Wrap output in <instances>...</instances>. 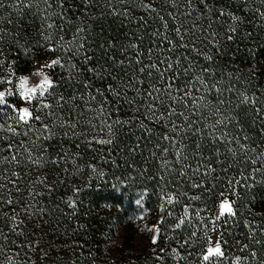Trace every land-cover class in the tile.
<instances>
[{
    "label": "trees",
    "instance_id": "1",
    "mask_svg": "<svg viewBox=\"0 0 264 264\" xmlns=\"http://www.w3.org/2000/svg\"><path fill=\"white\" fill-rule=\"evenodd\" d=\"M161 1L163 2L162 14L173 10L164 0ZM3 4L4 6L0 7V28L5 32L13 33L18 43L6 38L5 41L0 42V46L5 48L8 61H15L16 76L29 72L35 61L42 57H60L62 62H66L72 53L65 54L59 48L56 51H49V47L55 45V39H58L60 35H64L65 40L71 39L76 28L81 26L85 27L83 33L85 48L89 50L88 54L92 60L85 65L82 56L73 57V62L85 69L80 75H76L75 70L72 71V75L76 76L75 80L68 78L67 68L56 66L52 69L56 94H63L65 97L73 94L77 96V100L70 101L65 106L62 114L66 120L75 119L77 121L75 131L80 135L73 136L71 129H67L69 135L65 136V129L56 127L57 134L52 139L39 142L43 148L47 149L43 155L48 163L41 168L31 165L12 166L17 172L24 173L22 181L19 182L21 191L14 193V198H18V203L11 207L5 205L0 209V229L6 233L9 232L10 221L3 216V213L11 214L12 208L17 209L19 205L25 204L29 199L30 183L36 181L37 177H47L48 183L54 185V189L49 193L43 185L36 184V190L42 193L37 200L40 202V208L45 210L43 215L38 214L37 218L50 226L49 234L46 233L44 241L50 248L53 247L54 251L56 248L63 250L66 243L75 240L87 247L88 254L92 253L91 247L101 252L106 245L104 244L105 235L111 231L123 230L126 233L119 243L121 246L118 247L116 261L108 264H203L202 254L210 239L211 216L221 192H224L229 194L231 200L236 201L233 207L237 211V216L232 219L228 232L224 236V239L228 240L225 246L227 259L218 261L217 264H236L237 257L241 258L240 264H253L250 257L247 260L244 259L247 253L240 251V248L242 244L248 243L249 230L245 226L248 222L264 225V183H258L252 188L238 187L239 195H232L228 187V179H241L240 169L245 168V165L233 164L225 173L223 166L213 163V166L217 168L214 176L218 179L208 178L206 180V185L211 191L193 188L192 181L178 174L182 164L177 163L175 150L167 141L160 138L167 132L163 122L152 124L145 120V123L153 128V132L144 136L142 130L135 126L137 118L143 119V109L136 112L133 106L124 104L122 101L116 104L114 98L106 91V86L114 81L110 78L99 79L86 71L88 67L102 65L116 75H123L122 69L119 65H114L109 56H114L116 60L127 56L131 57L134 62L136 50L129 47L133 43L140 46V51L144 53V62L148 61L146 59L147 50L159 44V40L154 38L152 33L162 27L155 14L150 15L145 12L139 6L138 0L136 3L127 5L113 0L111 8L121 12L127 8L130 11L131 15L127 18L122 15H113L108 0H93L88 6H84L82 0H64L61 6H58L60 0H48V4H45L44 0H23V3H20V0H3ZM49 4L51 7L47 9ZM193 7L195 10L189 19L200 17L197 24L206 26L211 16L214 21L212 30L218 32L223 41L222 52L217 53L214 48L211 50V54L215 56L214 67L217 74H224L223 86L233 87L237 91L242 89L248 91L251 87L255 90V94L260 95L261 100H264V15H261L264 13V2L262 0H207L206 4H200L199 0H193ZM220 10L240 17L237 32L232 41H227L224 37L228 25L233 22L227 15L217 19L216 13ZM50 13L62 14L63 18L61 19L60 15H51L49 19H45ZM141 16L147 20V24L143 27L132 19L135 17L138 21ZM53 22L56 25L63 24L64 28L62 32L56 29L47 30L55 37L49 44L44 41L42 33L46 35L47 32H44V29L48 23ZM171 34L175 38V34ZM109 42L113 47H108ZM191 55L196 56V53ZM199 60L201 64L208 63L203 57H199ZM7 67L5 63L0 68V76L7 75L5 71ZM132 67L137 68L138 65L133 63ZM228 73L232 74L231 78L228 77ZM85 82L91 85L90 90L83 87ZM2 86L4 84H0V88ZM96 89H100L104 95L97 93ZM234 90L225 93V96L232 101L231 105H226L227 112L236 116V119L241 122L247 135L252 138L249 143L259 152L264 149V143H262L264 137L259 135V127L264 125L258 126L252 123L255 116V112L251 111L252 106L242 104L241 97L238 98ZM249 94V96L253 95ZM90 95H96V100L86 103ZM128 95L132 96L134 93L129 92ZM81 96L83 99L79 98ZM105 96L108 97L107 102H105ZM8 102L18 108L21 100L14 95L8 99ZM47 102L53 103V100L47 98ZM101 104H104L112 113L110 118L107 113L104 116H97L96 112L89 111V108L98 109ZM258 106L264 108V105ZM38 107L39 101L33 100L31 108ZM116 108H119L118 112L114 110ZM201 111L207 114L208 108L202 107ZM7 112L15 115L11 109H7ZM117 118L121 121L130 120L132 123L123 126L115 125L112 129L115 133L113 136L109 133L106 124ZM5 122L13 123L11 120L5 121L0 118V123ZM44 122L51 125L52 119L49 118ZM207 122L212 123L213 121L209 119ZM227 130L233 134L240 131L235 126V122L229 125ZM0 135L10 136V133L0 132ZM109 138L113 140L111 145L95 142ZM13 139L17 143L21 139L28 141V137L22 135ZM9 142L8 140L0 141V147L6 148ZM137 143L140 144V148L135 152L131 151ZM187 143L191 144V141ZM157 144L160 145L159 148L155 147ZM164 148H168L169 151L164 153ZM185 151L190 152V149H185ZM65 152L74 156V163L71 161L60 165L51 163L53 159H58ZM8 155L7 151L0 152V160ZM208 157H212L215 161L214 151L206 152L205 158ZM165 160L168 161L167 165L164 164ZM187 162L195 166L191 155ZM0 167L10 166L5 163ZM93 168L96 171H93ZM160 176H164L165 179L160 180ZM257 178L260 179L259 176ZM77 188H79L78 193L75 191ZM169 192L177 194L176 201L171 205L161 198L162 193ZM182 193H187V195ZM138 196L139 198L143 196L141 208L143 216L139 214L135 203ZM193 196H199L200 199L193 200L191 199ZM69 198L76 201L75 210L68 206ZM185 208L189 209L190 222L186 221L181 229L173 231L175 223L184 215ZM197 211L200 213L199 216L195 215ZM168 212L172 215H167ZM145 217L158 222L161 234L157 243L153 244V250L152 248L148 250L146 257L131 253L124 254L122 250H126L125 252L130 250V241L136 240L133 233L136 231L134 225L136 222H142ZM201 217L204 218L203 223H201ZM161 218H163V223H160ZM74 222L76 227L72 224ZM194 230L197 231L195 242L181 247L183 241L188 239ZM25 231L29 234V230ZM11 240L21 241L15 235H11L4 251L13 246ZM237 241L240 243L238 244ZM161 248L163 252H160ZM173 249L177 251L173 252ZM258 254L264 256V253H260L259 250ZM4 255L0 253V260ZM157 255H162L163 260H157ZM35 264L45 263L39 259Z\"/></svg>",
    "mask_w": 264,
    "mask_h": 264
},
{
    "label": "snow or ice",
    "instance_id": "2",
    "mask_svg": "<svg viewBox=\"0 0 264 264\" xmlns=\"http://www.w3.org/2000/svg\"><path fill=\"white\" fill-rule=\"evenodd\" d=\"M92 2L93 0H82L84 6L91 5ZM108 2L111 8L113 0H108ZM118 2L127 5L136 3L137 0H118ZM138 2L145 12L150 15L155 14V17L159 19L162 25L160 29H156L152 33V36L159 40V44L147 50L148 62H144V53L140 51V46L133 43L129 47L136 50L134 62L131 57L127 56L121 60H116L114 56H109L113 64L119 65L122 69L123 75H116L102 65L88 67L86 71L99 79L110 78L114 81V83L106 86V91L114 98L116 104H120L122 101L124 104L133 106L136 112H140L143 109V119L137 118L135 126L142 130L144 136H148L153 132V128L146 124L145 120L152 124L163 122L167 132L160 138L167 141L175 150L177 163L182 164L178 174L192 181L191 186L193 188L211 191L206 185V180L208 178L218 179L217 176H214L217 173V168L213 166V163L223 166L225 173L233 164L237 166L240 164L245 165V168L240 169L241 179H228V187L232 195H239L237 192L238 187L252 188L258 183H264V149L257 152V148L251 146L249 141L252 138L247 135L245 128L236 119V116L228 113L225 107L232 104V101L225 96V93L232 92L234 88L223 86L224 74H217L214 67L215 56L211 54V50L214 48L217 53L222 52L223 41L220 39L219 33L212 30L214 21L211 16L206 26L197 24L200 17L189 19L193 16V11L195 10L193 0H164L173 10L163 14L160 9L153 6L152 2L145 3L144 0H138ZM199 2L200 4H206L207 0H199ZM20 3H23V0H20ZM44 3L48 4V0H44ZM63 3L64 0H60V5L58 6L63 5ZM3 6V0H0V7ZM49 7H51V4H49ZM111 11L113 15H122L125 18L131 15L127 8L122 12L115 8H111ZM209 11L211 12V9ZM51 15H60V18H63L62 14L50 13L45 19H49ZM226 15L229 16L233 23L228 25L224 39L232 41L237 32L240 17L220 10L216 13V18L219 19ZM261 15H264V13H261ZM132 19L139 22L141 27L147 24V20L143 16L138 21L135 17H132ZM63 28V24L48 23L46 29H44L47 34L42 33L44 41L51 44L55 38L52 32L47 31L48 29H56L62 32ZM84 32L85 27L81 26L76 28V32L71 39L65 40L64 35H60L58 39H55V45L49 47V51H56L59 48L65 54L72 53V55L68 56L66 62H62V59L57 57L38 68L35 75L41 77L39 83L28 87L29 78L19 77L15 92L12 87H6L0 91V118L5 121H13L11 124L0 123V132L10 133V136L0 135V141H10L6 148L0 147V152L7 151L9 153L8 156L3 157V160H0V165L6 163L10 166L0 167V209L5 205L11 207L18 203V198H14V193L21 191L19 182L22 181L24 173L17 172L15 167L31 165L41 168L45 163H48L43 155L47 149L43 148L39 142L52 139L57 134L55 131L56 127L65 129V136L69 135L67 129H71V135L73 136L80 135V133L75 131L77 121L75 119L66 120L62 114L65 106L70 101L77 100V96L75 94L70 97H65L63 94L57 95L55 92L56 84L44 69L56 66L67 68L69 70L68 78L75 80L76 76L72 75V71L75 70L76 75H80L85 69L74 63L73 57L82 56V61L85 65L92 60V57L88 54L89 50L85 48ZM171 33L175 34V38H173ZM6 38L18 43L13 33L5 32L4 29L0 28V42L5 41ZM153 43L155 44V41ZM108 47H113L111 42H109ZM192 53H196V56L191 55ZM199 57H203L208 63L201 64ZM5 63L8 65L5 70L7 75L0 76V84L12 85V77L16 76L15 61H8L5 48L0 46V68ZM133 63L138 65V67L133 68ZM105 73H107V76H105ZM227 75L231 78L232 74L228 73ZM83 87L91 89V85L88 82H85ZM96 92L104 95L100 89H96ZM129 92H133L134 95L129 96ZM197 93L198 95H196ZM213 93L215 94V103L208 99ZM17 94L28 101L29 104L33 100L39 101V107L17 108L7 100V97ZM240 97L241 103L251 105V111L255 112L252 123L258 126L264 125V108L258 106L264 105V100H261L260 95L253 93L252 96H248L241 93ZM47 98H51L53 103H48ZM79 98L83 99V96ZM95 100L96 95H90L86 103ZM107 100L108 97L105 96V102ZM202 107L208 108L207 114L201 111ZM236 107H239V105H236ZM7 109H11L15 115L8 113ZM114 110L118 112L119 108ZM89 111L96 112L97 116H104L107 113L110 118L112 115L104 104H101L98 109L89 108ZM49 118L52 119L51 125L44 122ZM209 119L213 122L208 123ZM234 122L235 126L240 129L239 133L233 134L227 130L229 125ZM89 123L91 122L89 121ZM131 123L130 120L121 121L117 118L111 123H107L106 126L109 133L114 136L115 133L112 132V129L115 125L123 126ZM202 123L203 126H201ZM37 124L40 126L37 127ZM21 135L28 137V141L21 139L17 143L13 139ZM259 135L264 137V126L259 127ZM189 140L191 144L187 143ZM95 142L111 145L113 140L111 138L107 140L99 139ZM89 143H92V141H89ZM155 147L159 148L160 145L157 144ZM139 148L140 144L137 143L131 151L135 152ZM221 148H223V152H221ZM185 149H190V152H186ZM168 151V148L163 149L164 153ZM208 151H214L215 161H213L212 157L205 158V153ZM152 155H155V153H152ZM189 155L195 161V166L187 162L189 161ZM68 161L74 163L75 158L72 154L65 152L58 159H53L51 163L60 165L66 164ZM164 164L167 165L168 161L165 160ZM249 166H251L250 171H248ZM65 171H67V168H65ZM93 171H96L95 168H93ZM99 175L102 176L103 173H99ZM258 176L260 179L257 178ZM159 179L163 181L165 177L160 176ZM37 183L43 185L49 193L54 189V185L48 183L47 177H37V180L32 181L29 185L28 197L31 202L26 203L25 207L21 209V213H16L15 208H12V214L3 213V216L10 221V228L8 233L0 229V253L4 252L11 235H15L18 238L25 236L23 227L25 220L21 218V215L25 218L38 214L43 215L45 210L38 207L40 202L37 197L42 195V193L36 190ZM75 191L78 193L79 188ZM182 194L187 195V193ZM220 195L222 199L219 204V211L210 221L212 231L217 232L219 238L209 241V246L202 254L203 264H217L218 261L227 259L225 246L228 244V240L224 239V236L228 232L232 219L237 216V211L233 208L236 201L230 200L224 192H221ZM161 198L171 205L176 201L177 194L171 192L162 193ZM191 199L198 200L200 197L193 196ZM142 200L143 196L136 201L137 205L142 206ZM68 206L75 210L76 201L69 198ZM161 207L163 209V205ZM167 215L171 216L172 213L168 212ZM195 215L199 216V211ZM203 220L204 218L201 217V223H203ZM186 221L190 222L188 208H185L184 215L175 223L173 231L181 229L186 224ZM160 223H163V218H161ZM245 226L249 230L247 235L248 243L242 244L240 251H246L245 260L250 257L253 264H264V256L258 254V250L260 253H264V225H257L250 221ZM205 228H207V225H205ZM147 230L153 232L152 244L155 245L161 234L159 226H153ZM205 235H207V232H205ZM196 237L197 231L194 230L188 239L183 241L181 247L195 242L194 238ZM39 243L38 240H26V242L18 246L21 249H35L39 246ZM237 243L239 244L240 241H237ZM11 244L15 245L17 241L11 240ZM172 251L176 252L177 250L173 249ZM160 252H163L162 248ZM18 255L19 252H16L8 256L6 258L7 264H15L13 256ZM44 256H47L46 252ZM156 259L163 260V256L157 255ZM181 259H184V257H181ZM240 259V257L236 258V264H240Z\"/></svg>",
    "mask_w": 264,
    "mask_h": 264
},
{
    "label": "rangeland",
    "instance_id": "3",
    "mask_svg": "<svg viewBox=\"0 0 264 264\" xmlns=\"http://www.w3.org/2000/svg\"><path fill=\"white\" fill-rule=\"evenodd\" d=\"M160 1L161 0H144L145 3L152 2L154 7H157L158 9L162 10L163 2L162 1L160 2ZM46 8L50 9L49 6ZM51 59H55V58L48 56V57H42V58L37 59L34 63L33 68L29 72L25 74L17 75L15 78L12 79L13 80L12 85L4 84V86L0 88V91H2L6 87H12L13 91L15 92L16 86L19 83V80H18L19 77L29 78L28 87H31L33 84L39 83L41 80V77L36 76L35 73L37 72L38 68L50 62ZM146 59H147V56H146ZM52 69L53 68H45L44 71L53 80L52 73H51ZM234 93L237 94L239 98L241 93L249 96L250 95L249 93L253 94L255 93V90L249 87L248 91L243 90V89L241 91L234 90ZM196 95H198V93ZM13 96L7 97V100ZM17 96L21 100V103L18 108H23V107L31 108L33 101L31 102V104H29L28 101L20 97L18 94ZM214 96L215 94L213 93L212 96L208 97V99L212 100L213 103L216 102L214 99ZM127 115L129 114L127 113ZM225 195L228 196L229 198L228 193H225ZM138 199H141V198H139V196L136 197L135 203ZM221 199L222 197L220 196L219 200L216 203V207L214 208V211L212 213L211 219L214 218L216 213L219 211V204L221 202ZM29 202H31L30 199L26 201V203H29ZM26 203L23 205H19L18 208L15 209L16 213H21V209L25 207ZM142 206H143V203H142ZM142 206L137 205L138 212L141 216L144 215L143 211L141 210ZM38 207H40L39 204H38ZM21 218L25 220V223L23 225L24 232H26L25 230H29V234L25 233V236L19 237V239H21L20 242H17V244L13 245L14 247L12 246L10 249L3 252V254L5 255L0 260V264H5V262L7 263L6 258L8 256L13 255V253H16V252H19V255L13 256L15 264H35L39 259L43 260L45 264H108L109 262L113 263L116 261L115 256H116V253L118 252L117 251L118 247L121 246L119 245V243L122 237L125 236V233H126L125 231L123 232V230H121L119 232L111 231L109 232V234H106L104 238V240L106 241L104 242V244L106 245L104 246V248H102L101 252H97V250L94 247H91L90 251L92 250V253L88 254L89 250H87V247L82 246V244L79 241H75V240L73 242L66 243L64 245L63 250H58L56 248V251H54V249H52L53 247L50 248V246L44 241L45 237L47 236L46 233L49 234L50 226L46 225V223L38 219L37 215L27 216L26 218L23 215H21ZM152 221L154 220H148V217H145V219L142 222H136V225H134V228H136V231L133 232L134 235L136 236V240L130 241V244H131L130 250H127V252H125L126 250H122L124 254L131 253L134 255H141L143 257H146L148 250H150L153 246L152 244L153 232H150L147 229L158 225V222L156 221L152 222ZM70 224H69V227L71 226ZM72 224L74 225V227H76L75 222ZM218 238L219 237H218L217 232L212 231V225H211L209 241L210 240L214 241ZM26 240H33V241L38 240L40 243H39V246L36 247L35 249H28V248L21 249L18 245L26 242ZM208 246H209V243H208ZM144 247H146L145 250H144ZM45 252L47 253L46 257L44 256ZM25 253H27V255H25Z\"/></svg>",
    "mask_w": 264,
    "mask_h": 264
}]
</instances>
